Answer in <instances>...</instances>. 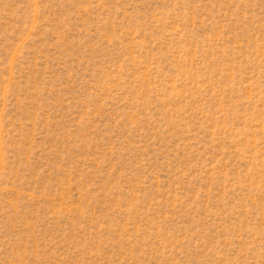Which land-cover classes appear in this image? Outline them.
Here are the masks:
<instances>
[{"label": "rangeland", "instance_id": "rangeland-1", "mask_svg": "<svg viewBox=\"0 0 264 264\" xmlns=\"http://www.w3.org/2000/svg\"><path fill=\"white\" fill-rule=\"evenodd\" d=\"M0 264H264V0H0Z\"/></svg>", "mask_w": 264, "mask_h": 264}]
</instances>
